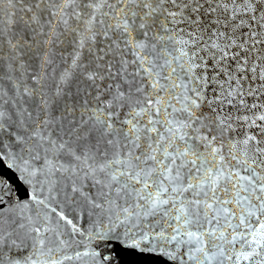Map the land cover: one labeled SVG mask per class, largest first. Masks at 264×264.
Masks as SVG:
<instances>
[{
	"label": "snow or ice",
	"instance_id": "1",
	"mask_svg": "<svg viewBox=\"0 0 264 264\" xmlns=\"http://www.w3.org/2000/svg\"><path fill=\"white\" fill-rule=\"evenodd\" d=\"M5 158L0 264H264V0H0Z\"/></svg>",
	"mask_w": 264,
	"mask_h": 264
},
{
	"label": "water",
	"instance_id": "2",
	"mask_svg": "<svg viewBox=\"0 0 264 264\" xmlns=\"http://www.w3.org/2000/svg\"><path fill=\"white\" fill-rule=\"evenodd\" d=\"M0 180L10 185L14 194L21 200L27 198L31 191L23 174L11 166V161L6 158L0 161ZM83 228H89L90 225L84 221L80 222ZM85 243H88L86 240ZM91 247L102 256L109 257V264H166V258L158 252L143 246L133 247L131 241L120 242L109 239H98L93 237Z\"/></svg>",
	"mask_w": 264,
	"mask_h": 264
}]
</instances>
